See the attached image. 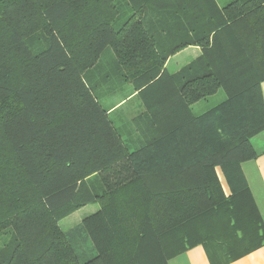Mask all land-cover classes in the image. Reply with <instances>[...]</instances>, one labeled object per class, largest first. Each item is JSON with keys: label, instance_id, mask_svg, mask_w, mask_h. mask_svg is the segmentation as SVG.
<instances>
[{"label": "trees", "instance_id": "16d2710c", "mask_svg": "<svg viewBox=\"0 0 264 264\" xmlns=\"http://www.w3.org/2000/svg\"><path fill=\"white\" fill-rule=\"evenodd\" d=\"M207 1L204 26L179 29L180 0H0V264H168L197 244L226 264L264 242L240 172L264 151L251 141L264 132V62L239 41L264 35V0ZM189 45L201 55L169 74ZM165 79L202 123L199 140L173 136L168 158L151 156L167 131L130 147L98 94L102 81L143 94ZM219 90L220 103L191 112ZM86 204L99 207L63 231Z\"/></svg>", "mask_w": 264, "mask_h": 264}, {"label": "crops", "instance_id": "0c3cea01", "mask_svg": "<svg viewBox=\"0 0 264 264\" xmlns=\"http://www.w3.org/2000/svg\"><path fill=\"white\" fill-rule=\"evenodd\" d=\"M215 1L219 6H224L232 0ZM207 4V0H180L179 16H184V18L183 22L178 19V28L182 29L187 26V21L194 28L198 25L204 26L205 21L202 18V13L203 8ZM187 10L188 12L192 10V12H189L192 15L185 19ZM255 26L258 30V25L255 24ZM247 28L250 29L249 27ZM258 36H255V38L251 31L246 32L244 30L241 37H239V41L241 40L242 45L248 44L250 46V51L252 52L248 51L245 54L248 60L264 62V50L258 53L253 50L255 45H264V35H260L257 39ZM201 53L202 50L197 45L186 46L167 58L165 69L169 74H174L183 66L198 58ZM118 82L120 83L121 81ZM103 84L105 83L102 81L101 85ZM260 91L264 104V80L260 83ZM98 92L103 105L107 108L109 118L123 135L124 141L132 148L140 145L145 140L151 139L158 130L167 131L168 145L164 146L161 152L155 151L151 156L168 158L173 156V136L177 140V136L180 135L183 142L190 138L193 140L201 138L202 123L198 121L191 124V118L179 99L178 89L168 79L147 89L143 94L134 91L132 83L119 84L115 88L101 86ZM224 96V91L219 90L207 98L191 104L190 110L195 115H201L220 103ZM183 153H185V156L188 154L187 146ZM240 170L255 208L264 223V151L260 152L254 159L243 161L240 164ZM215 171L223 192L229 195L231 186L234 185H231L227 180L225 173L220 167H215ZM97 209L94 208L90 213H94ZM168 264L211 263L205 248L201 244H197L170 258ZM226 264H264V242Z\"/></svg>", "mask_w": 264, "mask_h": 264}, {"label": "rangeland", "instance_id": "374dc122", "mask_svg": "<svg viewBox=\"0 0 264 264\" xmlns=\"http://www.w3.org/2000/svg\"><path fill=\"white\" fill-rule=\"evenodd\" d=\"M104 57H105L106 62L109 63L111 61L109 51L106 54L102 55V59ZM100 86H102V87L110 86L112 88H115V87L119 86V82H112V83L107 82V83L100 85ZM251 141L257 150L264 149V132L261 133L259 136H255ZM90 181L91 180L87 181V187L89 189H90V187H89ZM94 208L97 209L98 205L97 204H86V205L82 206L81 208L70 213L68 216L59 220V222H58L59 227L63 231L68 230L69 228H71L72 226H74L75 224L80 222L84 217L91 214L90 212H92V210ZM82 250L86 253V255L83 256V258H88V257H91L94 255V251L92 250L91 244L89 241L83 243Z\"/></svg>", "mask_w": 264, "mask_h": 264}]
</instances>
